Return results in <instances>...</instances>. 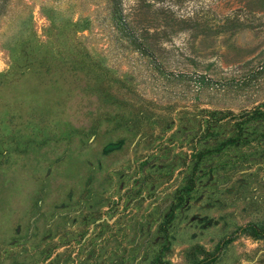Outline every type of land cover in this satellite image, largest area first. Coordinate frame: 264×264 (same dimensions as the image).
I'll use <instances>...</instances> for the list:
<instances>
[{"label":"rangeland","instance_id":"rangeland-1","mask_svg":"<svg viewBox=\"0 0 264 264\" xmlns=\"http://www.w3.org/2000/svg\"><path fill=\"white\" fill-rule=\"evenodd\" d=\"M117 4L0 0V264H264V0Z\"/></svg>","mask_w":264,"mask_h":264},{"label":"trees","instance_id":"trees-1","mask_svg":"<svg viewBox=\"0 0 264 264\" xmlns=\"http://www.w3.org/2000/svg\"><path fill=\"white\" fill-rule=\"evenodd\" d=\"M108 1L113 5L114 11H116L118 5L117 0H108ZM118 19H119V15H118ZM141 48H142L141 50H144L143 47ZM240 232L243 234H247V236L255 240L262 239L264 238V225H253V224L246 225L240 229ZM230 241L231 239H227L223 241L222 245L224 246ZM213 260L211 259L210 262H212ZM207 262H208L207 259H204L199 261L197 264H207ZM158 264H168V263H158Z\"/></svg>","mask_w":264,"mask_h":264}]
</instances>
